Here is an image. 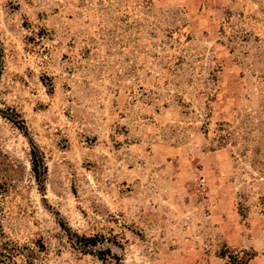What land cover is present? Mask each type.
I'll use <instances>...</instances> for the list:
<instances>
[{"label":"rangeland","instance_id":"1","mask_svg":"<svg viewBox=\"0 0 264 264\" xmlns=\"http://www.w3.org/2000/svg\"><path fill=\"white\" fill-rule=\"evenodd\" d=\"M0 264H264V0H0Z\"/></svg>","mask_w":264,"mask_h":264},{"label":"trees","instance_id":"2","mask_svg":"<svg viewBox=\"0 0 264 264\" xmlns=\"http://www.w3.org/2000/svg\"><path fill=\"white\" fill-rule=\"evenodd\" d=\"M21 126H24V125H19L20 128H23ZM30 162H31L32 171L35 174V177L39 178L44 173L45 166H44L42 152L40 151L39 147L34 142H31V161ZM84 240L86 241V243L95 244V240L93 238L84 239Z\"/></svg>","mask_w":264,"mask_h":264}]
</instances>
